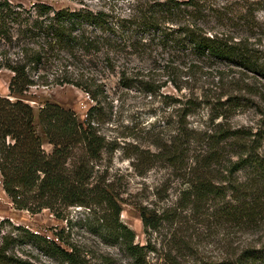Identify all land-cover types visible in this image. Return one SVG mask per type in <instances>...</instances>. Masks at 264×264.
Wrapping results in <instances>:
<instances>
[{
  "label": "trees",
  "instance_id": "trees-1",
  "mask_svg": "<svg viewBox=\"0 0 264 264\" xmlns=\"http://www.w3.org/2000/svg\"><path fill=\"white\" fill-rule=\"evenodd\" d=\"M74 1L78 7L57 8L46 2L27 7L0 0V43L8 45L0 68L12 72L9 94H0L2 186L14 208L32 214L48 209L57 218L69 221L70 207H85L98 216L96 231L107 244L119 245L132 258V264H150L148 253L158 252L157 246L135 242L134 230L120 218L122 207L108 169L101 171L97 166L107 141L95 124V114L107 91L86 70L95 65L99 55H105L108 69L114 72L113 53L142 54L155 44L193 55L204 63L236 66L264 79V53L260 48L264 20L257 16L264 10V0H129L125 12L103 5L94 8L91 0ZM120 81L125 87L132 85L125 72H120ZM51 83L73 84L96 103L80 120L72 108L47 100L38 110L44 142L34 107L22 95L34 85ZM147 84L148 91H157ZM255 87L247 84L244 89L253 93ZM189 102L191 107L195 105ZM222 104H227V109L248 105L237 96ZM217 105L215 109H219ZM204 135L207 145L194 156L179 206L205 223L216 220L238 227L258 223L264 219L263 134L250 127L233 128L219 122ZM183 139H174L152 156L177 167L189 159L190 147L185 144L192 134L186 130ZM45 143L51 145L50 151ZM225 160L229 162V175L219 176L213 167ZM246 168L254 177L245 181L230 178ZM176 209L156 211L140 206L145 230L174 222ZM6 225H10L9 231L4 229ZM63 231L54 232L52 237L13 224L9 218L0 220V264H39L31 259L34 254L25 252L28 257H24L14 250L23 245L33 246L59 264H114L110 256L89 255L70 242ZM173 243L176 253L167 250L162 264H264V243L236 246L217 260L188 259L187 255L195 254L193 244L175 239Z\"/></svg>",
  "mask_w": 264,
  "mask_h": 264
},
{
  "label": "rangeland",
  "instance_id": "rangeland-1",
  "mask_svg": "<svg viewBox=\"0 0 264 264\" xmlns=\"http://www.w3.org/2000/svg\"><path fill=\"white\" fill-rule=\"evenodd\" d=\"M10 1L27 7L36 2L50 3L57 8L79 6L74 0ZM128 2L91 0L89 4L94 8L103 5L125 12ZM257 16L264 20V10H260ZM260 42L264 53V35ZM5 51H8V45L0 43V61ZM113 57L116 64L114 72L108 69L105 55H99L95 65L86 70L98 78L107 91V95L102 97L98 114H95V124L107 141L103 159L97 166L101 171L108 169L122 207L120 218L134 230L135 242H151L157 246L158 252L148 253L150 264H162L164 253L170 248L176 253L172 247L174 239L191 242L195 254L186 258L200 260H217L226 250L236 246L262 245L264 219L244 227L216 220L205 223L189 209L180 207L178 200L182 190L187 187L195 154L201 153L207 145L205 132H211L219 122L233 128L246 126L260 131L263 134L260 152L264 154V79L236 66L219 62L204 63L193 55L189 57L155 44L142 54L118 52L113 53ZM120 72H125L131 78L130 87L122 85ZM11 76L10 70L0 68L1 95L9 94ZM147 82L158 88L157 91H148ZM247 84L256 85L255 92H247L244 89ZM235 96L248 105L227 109V104H222ZM22 97L34 107L35 121L44 142L46 138L38 123V110L47 100L72 108L80 120H84L89 107L96 103L87 92L68 83L34 85ZM189 101L195 105L191 107ZM215 104L219 109H215ZM219 112L223 113L217 114ZM186 130L192 134L189 144H185L190 147L189 159L176 167L162 157L152 156L162 152L163 146H169L174 139L184 141L183 133ZM45 148L50 151L51 145L45 143ZM232 159L235 157L232 156ZM228 166L229 162L225 160L214 165V172L219 176L229 175ZM249 177H254V174L250 168H246L236 171L230 178L245 181ZM140 206L156 211L177 208L178 217L174 222L163 223L156 230L146 231ZM4 218L52 237L54 232L64 229V236L88 251L89 255H107L112 257L114 264H132V258L119 245L107 244L97 233V215L85 207L72 206L68 210L70 220L67 221L57 218L48 209L35 214L16 209L3 189L0 175V220ZM4 229L9 231L10 225ZM14 250L24 257H28L25 252L34 254L36 257L31 259L39 264H59L30 245L15 247Z\"/></svg>",
  "mask_w": 264,
  "mask_h": 264
}]
</instances>
